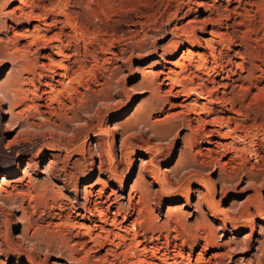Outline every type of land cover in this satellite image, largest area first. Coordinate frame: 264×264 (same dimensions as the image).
Listing matches in <instances>:
<instances>
[{
    "label": "rangeland",
    "instance_id": "obj_1",
    "mask_svg": "<svg viewBox=\"0 0 264 264\" xmlns=\"http://www.w3.org/2000/svg\"><path fill=\"white\" fill-rule=\"evenodd\" d=\"M154 1L144 6L142 11L145 14L142 15V23L137 28L131 25L133 24L131 21L136 18L131 15L132 13L129 14V23L126 22V25L129 26L127 28L132 33L129 32L127 36L119 33L118 39H111L109 45H105V51L100 48L91 29L87 31L89 37L87 33L82 34V32L68 28L67 31L71 32L72 37L75 38L74 41L72 40L71 49L69 48L70 56L67 55L68 58L64 56L66 61L63 57L60 59V61L62 60L60 63L62 72L67 75L65 76L66 80L64 77V83H60L61 86L57 84V89H48V94L44 95L42 102L37 98L40 95L39 91L36 92L40 78L38 73L42 70L29 74L31 71L30 63L37 61L35 58H38V53L41 50H34L33 55L32 53L26 55L29 56L28 61L26 60L28 57L23 58L28 64L23 62L22 58H20L21 62L19 60L17 63H4L0 59V186L3 185L2 188L0 187V264H94V262L96 264L97 259H94V257H96L97 252L105 254L110 250L111 252L117 250L115 255L112 256V260L115 259V261L118 260L117 263H121L125 259L118 252H125L127 248H132L129 245L133 244L137 231L135 244L139 240L148 246L166 242L164 235L167 233L171 236L169 237L173 244H181L184 240L185 246L188 248L186 251L193 254L194 261L198 257H202V261H205L204 264H264V158H257L256 153H254L258 150L260 155L264 156V129L262 131V126L261 128L260 126L258 128L254 126L248 131L249 134L247 133L249 137L245 134L247 136L245 139H228L226 142L233 145L229 146L225 143L227 147L226 145L220 147L218 151L219 158L229 157L233 159V164L221 166L214 154L212 155L203 149L208 146V138L204 136L203 131L201 133L202 128L196 131L192 126L197 125L195 121H203V118L212 112V105L207 103L208 106L205 109L208 111L202 108L204 113L198 110L199 108L194 102L195 98L199 97L196 96L195 87L199 88L198 84L200 87L209 85L208 82L215 77L213 68L217 65V59L213 56L193 59L191 55H187L184 61L181 60L178 68L179 73L183 69V74H176V77L170 82L165 81V84L170 83L174 87L182 84L181 89L178 87V91L180 90L182 94L179 92L177 94V90L172 94L169 91L171 87L166 88L157 72L165 64L164 58L178 60L189 49L188 46L177 49L174 45H171V39L173 40L171 29L176 25L180 26L181 22L185 23L188 18L196 15L198 9L196 5H193L194 12L188 13L184 19H180L181 12L178 14L179 18H173V16L170 17L169 13L171 14V10L176 4L166 3L167 0ZM198 1L207 2L211 0ZM124 2L125 0H115L113 2V7L117 11V13L115 11L116 14L113 18L117 17L115 15H118L119 8L122 7ZM260 8V10L257 7L252 8L251 16L253 15V17L248 20L251 23L246 22L243 30L249 31L252 29V31H255L251 32V35L254 33L251 37H254L255 40H253L251 47L246 50L249 55H247V59L250 67L256 64L257 69L260 68L262 71L256 69L254 75H250V77L249 74H245L247 78H244V87L248 90H245V88L240 90L238 86L240 82L234 81V89L229 88L226 95L233 96L236 90H240L241 93L245 90V95L242 94V99H245H237L236 105L233 106L231 102L226 103V100L224 101L226 95L220 93L223 98L221 104L219 102L214 103L213 108L225 117L224 120L231 121L236 117L239 121L241 118V121H264V115L261 112L264 111L262 104L264 101V5ZM66 10V7L63 10L60 8L59 11L57 9L53 13L57 14L59 12L60 15H63V11ZM169 18L171 21H169ZM135 28L138 32H135L137 31ZM76 32L78 36L82 34L80 37H83L75 36ZM199 35L204 36V34ZM85 36H88L87 40ZM260 36L261 38H259ZM76 38L79 39V43L76 42ZM80 39L82 41L86 40L88 43L84 42L85 48L96 51V54L93 56L87 54L88 49L82 47L83 42ZM257 41L259 42L256 43ZM93 46L96 49L92 48ZM79 48L82 51L80 52L81 55L76 52L78 55L75 56L74 51L76 49L79 51ZM222 48L223 54L224 52L226 54L227 49ZM260 53H263V55ZM250 54H252V57H250ZM259 55L261 56L259 57ZM73 59H76V62ZM188 60H191L192 64L189 62L191 66L188 65ZM197 60H200V63L203 60L205 63L203 62L201 65ZM184 62L189 67H187L188 70L184 67ZM19 64H25L24 68ZM62 64L65 66L63 67ZM207 67L209 70L206 69ZM15 73H24L25 82L23 81L21 83L23 85L20 84L19 89L13 92L14 89H8L7 84L11 82ZM43 73L49 74L48 71ZM259 75L261 78L258 77ZM190 77L194 78L195 82L192 79L189 82ZM195 77H199L201 80ZM26 78L28 80H25ZM46 78L43 77L41 80L45 82ZM68 79H71L72 82ZM177 79L180 84H177L179 83L176 81ZM181 79L183 82L186 79L187 81L185 80L184 83L187 84L188 88L194 87V90L193 88H191L192 90L187 87L183 88L184 84L180 81ZM251 80H253V83ZM261 88L263 89L261 90ZM58 89L61 92H58ZM184 90H186V94H183ZM187 90L195 93H189ZM23 91L25 94L28 93V98L23 95ZM51 93L55 94L52 95ZM187 94L192 95L187 96ZM185 95L188 97V107L181 115L175 107L173 108L172 104L177 103L179 98L184 99ZM24 98H27V100ZM78 98L79 101L81 100L80 102H78ZM13 102L19 103V108L16 109L22 112L21 117L19 116L16 119H13L10 113L11 103ZM34 102L36 105H34ZM45 103H48V105ZM72 103H74V106ZM228 103L231 104L228 105ZM258 103L262 105L261 108ZM27 105L30 106L27 108ZM54 106L56 107L54 108ZM250 107L252 110H250ZM234 108L246 110L245 113L249 114L250 118L245 117V113L242 115L236 114L237 112L232 111ZM192 110L196 111L193 112ZM53 111L54 113L58 112L59 115H57L58 113H51ZM197 112H200V114ZM228 116L232 119H228ZM237 119L232 121H238ZM9 123L14 125L7 128L6 125ZM200 135H202V138ZM241 142L244 144H241ZM238 148L244 152L241 153ZM236 151L241 154H237ZM14 180H18V185L13 182ZM89 184H97L96 190L104 189L107 194L113 193L112 198L115 199L118 205L122 204L123 206L124 215L122 214L123 217H120L122 220L126 217L128 223L136 220L137 223L140 221L139 224L141 225L135 230H132L133 226L130 227L131 229H123L122 231L114 229L113 234L105 231L106 229L100 225L102 222L99 223L100 219L97 215L91 220L86 219L89 227L87 230L86 228L83 230L80 228L81 230H79L78 227L72 225L70 228V224L66 223L68 222L66 215L71 212L70 207L72 205L74 207L72 209H75L77 203L83 204L87 201V198H91L93 202L94 200H100L98 191L93 194L86 192L85 187ZM131 196L134 199L130 198ZM130 200H134L136 206L134 210L130 209ZM145 205L146 207L148 205V207L145 208ZM139 207L142 209L144 207V210ZM58 213L62 215L63 222H59L62 224L57 223L56 214ZM176 222L181 223V225ZM128 223L125 226H129ZM92 227L95 229H92ZM71 230H74V232ZM102 230L105 231V234ZM185 230L189 231L185 232ZM83 231L86 233L92 231L91 234L87 233L86 238L90 241L93 239L91 244L98 246L99 249L84 243V239L79 235L86 234ZM98 232L101 235L96 234ZM178 234H181L180 239L176 240L175 235ZM106 235L109 237H106ZM116 235L118 236L116 237ZM114 237L116 238L114 239ZM102 238H108L114 243L107 242V239ZM123 238L128 240L125 239L124 241ZM110 242L113 244L112 247L107 244ZM115 243L117 245L120 243L119 245L122 247L119 245L118 247ZM217 243H226L228 246V254L223 259L212 255L224 251L223 247L219 246L220 249L218 248ZM81 246L85 248H81ZM118 256L122 261H119Z\"/></svg>",
    "mask_w": 264,
    "mask_h": 264
},
{
    "label": "bare ground",
    "instance_id": "obj_2",
    "mask_svg": "<svg viewBox=\"0 0 264 264\" xmlns=\"http://www.w3.org/2000/svg\"><path fill=\"white\" fill-rule=\"evenodd\" d=\"M115 0H0V59L2 60V62H21V59L23 60V58L29 59V56H26L30 53H32V55L35 53V51H40V53H38V58H35V60L37 59V61H33L32 64L30 63V67H31V71L29 72H38V70H42V72H39V86L36 87V92L39 91L40 95L37 97L38 99H40V102L43 101L44 99V95L48 94V89H57L56 85L63 82V79L65 76H67L66 74L64 75L60 66V59L64 56L69 55L70 56V49H71V43L72 40L75 38L72 37L71 32L67 31L68 28H72L75 29L78 32H82V34L87 33L88 34V30L91 29L94 38L97 39V43H99L100 48L105 47V45H107L108 43H110L109 41L111 39L117 38V36L119 35V33L124 34L125 36H127V34L130 32V30H128L127 27H129L128 25H126V22L129 23V14L133 15V17H135L136 19L133 22V24H131L134 27H138V25L140 23H142V15L145 14L143 13V8L145 5L150 4L155 2L154 0H125L124 3H122V7H120L118 15L116 18H113L114 14L117 13L116 9H114V2ZM164 1V0H163ZM162 2V1H161ZM170 2L171 4H176L175 6H173V9L171 10V14L169 13L170 17L173 16V18L178 17L179 12H181L182 16L180 17V19H184L185 16L187 17V14L190 12H194V6H197V14L194 15L193 17L188 18V20L184 23L181 22L180 26L176 25L175 23V27L172 30L173 32V40L171 39V45H174V47H176L177 49H181L182 47H186L188 46L189 49H187V51L185 52V54H182V56L180 57V59L178 60H173V59H167L164 58L165 64L163 65V67L160 68V70L157 72L159 77L162 79V82L164 83V85H166V88L168 87V89L170 88V92L173 94L175 92V90H177V94L178 92L180 93L181 91L178 89L181 87V85H176L174 87L170 85V83L165 84V81L170 82L171 80H173L174 77H176V74H181L183 71V69L180 71L181 73H179L178 68L180 67V63L181 60L187 56V55H191L192 58H196L198 57H211L213 56V58L215 57L217 60V65H215L216 67L213 68V74L215 77H213V79L208 82L209 85L208 86H204V87H200V85L196 84L199 88L195 87V92H197L195 101L197 106H198V110L202 111L206 110L205 107L208 106L207 103H211L210 105H212L211 108V113L208 114L205 118H203V121H195L197 122V125H193L192 127L194 128V130L196 129V131H199L200 128H202L201 133L203 131V134L205 137L208 138L207 141V147L203 148L205 149L206 152L210 153V154H214L215 158L220 162L221 166L227 165V164H231L233 159L224 156L225 158H219V154L218 151L220 150L221 146L226 145L230 143V142H226L228 141V139H233V140H237L238 138H242L245 139L247 136L249 137V133L248 131L253 128L254 126H261L262 131L264 129V121H258V120H254V121H239L236 117L233 118L237 119L238 121H232L234 119H232L231 117V121L229 120H224V116L220 115V112L215 110L213 108V104L214 103H220L222 101V96H220V93H222V95H226V93L228 92L229 88H233L234 85V81H238L240 82V84L238 85L240 87V90L245 88V90L248 88L244 87V78H247V76L245 77V74H249L250 75H254L256 69H257V65L253 64L252 67H250V64L248 62L247 59V49L251 47V45L253 44V39L254 37H251V32H255L252 31V29H250L249 31L243 30V27L245 26L246 22H250L248 21L250 17H253V15L251 16V10L253 7H257L258 10H260V6L264 5V0H211V1H207V2H203V1H198V0H167L166 3ZM165 3V2H162ZM168 5V4H167ZM166 6V4H165ZM171 6V5H170ZM187 6V8H185ZM65 7L67 8L66 11H63L64 14L60 15V13L58 12L53 13L54 10L58 11L60 10V8L65 9ZM71 7V8H69ZM151 7V6H150ZM118 8V7H117ZM146 8V7H145ZM149 9V8H148ZM256 10V9H254ZM116 11V13H115ZM61 12V11H60ZM61 12V13H63ZM157 12V11H156ZM158 13V12H157ZM168 13V11H167ZM168 15V14H167ZM191 15V14H190ZM145 17V16H144ZM257 17V16H254ZM168 18V17H167ZM172 18V19H173ZM179 18V17H178ZM177 19V18H176ZM132 20V19H131ZM251 20L253 21V19L251 18ZM169 21L170 18H169ZM174 21V20H173ZM185 21V20H182ZM251 23V22H250ZM248 24V23H247ZM251 25V24H248ZM140 26V25H139ZM247 26V25H246ZM255 26V24H254ZM253 26V27H254ZM242 27V28H241ZM135 28V29H136ZM250 28V27H248ZM137 30V29H136ZM255 30V29H253ZM133 31V29H132ZM257 31V30H256ZM75 32V31H74ZM134 32V31H133ZM135 32H138L135 31ZM132 33V32H130ZM204 34V36H200L199 34ZM257 33V32H256ZM260 33V32H259ZM80 34V33H79ZM80 34V35H82ZM78 36L77 32L75 33V36ZM80 35L78 37H80ZM89 35V34H88ZM259 35V34H258ZM256 36V35H255ZM83 36H81L80 38H82ZM86 40L88 38V36H85ZM90 37V35H89ZM93 38V39H94ZM119 38V37H118ZM117 38V39H118ZM121 38V37H120ZM261 38V36L259 37ZM77 39V38H76ZM85 39V38H84ZM90 39V38H89ZM79 39H77L76 42H80L78 41ZM82 41V39H80ZM85 40V41H86ZM95 40V39H94ZM93 40V41H94ZM74 41V40H73ZM84 40L82 47L85 48V42ZM91 41V40H89ZM260 42H262L261 40H259ZM259 41H257L256 43H258ZM81 42V43H82ZM85 42V43H84ZM75 43V42H74ZM88 43V42H87ZM95 43V41H94ZM116 43V42H115ZM77 44V43H76ZM255 44V41H254ZM260 44V43H259ZM93 45V43L91 44V46ZM109 45V44H108ZM170 45V44H169ZM170 45V46H171ZM256 45V44H255ZM264 45V44H263ZM262 45V46H263ZM73 46V45H72ZM77 46V45H76ZM90 46V47H91ZM258 46V44H257ZM260 46V45H259ZM78 47V46H77ZM95 46H93L92 48H94ZM225 47L227 49V53L223 54V48ZM253 47V46H252ZM264 47V46H263ZM70 48V49H69ZM256 48V47H255ZM258 48V47H257ZM88 49V48H85ZM96 49V48H94ZM106 49V47H105ZM105 49L103 51H105ZM176 49V51H177ZM252 49V48H251ZM35 50V51H34ZM100 50V49H99ZM102 50V49H101ZM225 50V49H224ZM34 51V53H33ZM260 51V50H259ZM258 51V52H259ZM73 52V51H72ZM75 56H76V52L80 53L82 52L79 48L76 49L75 51ZM86 52V51H84ZM254 53L256 51H253ZM252 52V53H253ZM263 52V51H262ZM87 54L90 55H94L96 54V51H91L88 49V51L86 52ZM98 53V52H97ZM251 53V52H250ZM37 54V53H36ZM164 54V53H163ZM259 54V53H258ZM261 54V53H260ZM72 55V54H71ZM78 55V54H77ZM81 55V53H80ZM79 55V58L81 57ZM86 55V54H84ZM89 55V56H90ZM167 55V54H165ZM252 54H250V57ZM256 55V54H255ZM263 55V53L261 54ZM259 55V57L261 56ZM26 56V57H25ZM35 56V55H34ZM73 56V55H72ZM71 56V57H72ZM83 56V55H82ZM249 56V55H248ZM69 57V58H71ZM74 57V56H73ZM85 57V56H84ZM87 57V56H86ZM91 57V56H90ZM68 58V56H67ZM77 58V57H76ZM205 58V60H206ZM255 58V57H254ZM258 58V57H256ZM189 59V56H188ZM192 59V62H193ZM34 60V59H33ZM71 60V59H70ZM76 60V59H75ZM73 59V61H75ZM187 60V59H186ZM204 60V59H203ZM201 60V62L203 63L204 61ZM213 60V59H212ZM252 60V59H251ZM263 60V59H262ZM28 61V60H27ZM30 61V60H29ZM32 61V60H31ZM64 61H66L64 59ZM68 61V60H67ZM88 61V60H87ZM97 61V60H96ZM191 61V60H190ZM188 60V65L189 62ZM200 63V60H197ZM196 61V62H197ZM250 61V60H249ZM254 62V60H252ZM259 61V59H258ZM23 62H25L23 60ZM70 62V61H69ZM72 62V61H71ZM76 62V61H75ZM187 62V61H186ZM195 62V61H194ZM197 62V63H198ZM215 62V61H213ZM251 62V61H250ZM263 62V61H262ZM14 63V64H15ZM26 63V62H25ZM68 63V62H67ZM73 63V62H72ZM191 63V62H190ZM202 63H200L202 65ZM205 63V62H204ZM209 63V62H208ZM261 63V62H260ZM264 63V62H263ZM23 64V63H22ZM21 64V65H22ZM28 64V63H26ZM75 64V63H74ZM73 64V65H74ZM183 64V63H182ZM186 63L184 62V67H188L187 65H185ZM192 64V63H191ZM194 64V63H193ZM212 64V63H211ZM16 65V64H15ZM20 65V64H19ZM20 65V66H21ZM25 65V64H24ZM22 65V67L24 66ZM63 65V64H62ZM78 65V64H77ZM199 65V66H201ZM208 65V64H207ZM28 66V65H27ZM65 65H63L64 67ZM72 66V65H71ZM191 66V65H189ZM198 67V65H196ZM204 66V65H203ZM202 66V67H203ZM262 66V65H261ZM17 67V66H16ZM62 67V68H63ZM70 67V65H69ZM76 67V66H75ZM78 67V66H77ZM88 67V66H87ZM205 67V66H204ZM210 67V65H209ZM213 67V66H212ZM19 68V67H18ZM24 68V67H23ZM27 68V67H26ZM66 68V67H65ZM64 68V69H65ZM68 68V66H67ZM71 68V67H70ZM182 68V67H181ZM180 68V69H181ZM189 68V67H188ZM187 68V70H188ZM20 69V68H19ZM69 69V68H68ZM73 69V68H72ZM79 69V67H78ZM199 69V68H198ZM197 69V70H198ZM208 69V67L206 68ZM24 70V69H21ZM71 70V69H70ZM186 70V72H187ZM209 70V69H208ZM261 69H257V71H260ZM20 71V70H19ZM25 71V70H24ZM29 71V70H28ZM44 71H48L49 74L47 73L44 74ZM75 71V70H74ZM73 71V72H74ZM76 71L78 72V70L76 69ZM75 71V72H76ZM81 71V70H79ZM205 71V70H204ZM262 71V70H261ZM26 72V71H25ZM72 72V73H73ZM76 72V73H77ZM202 72V69H201ZM210 72V71H209ZM156 73V72H155ZM192 73V72H190ZM196 73V72H195ZM206 73V72H204ZM211 73V72H210ZM263 73V72H262ZM78 74V73H77ZM76 74V75H77ZM183 74V73H182ZM187 74V73H186ZM209 74V73H208ZM207 74V75H208ZM261 74V73H260ZM264 74V73H263ZM262 74V75H263ZM33 75V74H32ZM74 75V74H73ZM157 75V76H158ZM198 75V74H197ZM206 75V74H205ZM212 75V74H211ZM30 76V75H29ZM35 76V75H34ZM75 76V75H74ZM181 76V75H180ZM196 76V75H195ZM204 76V75H203ZM210 76V75H209ZM33 77V76H32ZM38 77V76H37ZM43 77H47L46 81L43 82L41 79ZM189 77V76H188ZM211 77V76H210ZM257 77V76H255ZM260 77V75L258 76ZM257 77V78H258ZM264 77V76H263ZM24 73H15L11 79V82L7 84L8 89L13 88V92L17 89H19V85L24 81ZM69 78V77H68ZM74 78V77H72ZM71 78V79H72ZM159 78V79H160ZM180 78V77H178ZM186 78V77H184ZM196 78V77H195ZM199 77H197L196 79H198ZM261 78V77H260ZM36 79V78H35ZM68 79V80H71ZM75 79V78H74ZM176 79V78H175ZM183 79V77H182ZM182 79L180 81H182ZM187 79V78H186ZM185 79V80H186ZM190 79H192L191 77L189 78V82L191 81ZM200 79V78H199ZM198 79V80H199ZM203 79V78H202ZM209 79V78H207ZM25 80H28L27 78ZM31 80V79H30ZM66 80V77H65ZM184 80V82H186ZM194 80V78L192 79ZM201 80V79H200ZM204 80V79H203ZM210 80V79H209ZM35 81V80H34ZM38 81V80H37ZM74 81V80H73ZM178 81V79L176 80ZM175 80L174 82L177 83ZM253 80H251L252 82ZM256 81V80H255ZM258 81V80H257ZM25 82V81H24ZM30 82V81H29ZM33 82V81H31ZM70 82V81H69ZM72 82V80H71ZM161 82V84H163ZM179 82V81H178ZM183 82V81H182ZM184 84V87H187V84ZM195 82V80H194ZM194 82H192V84H194ZM198 82V81H197ZM203 82V81H201ZM206 82V81H205ZM64 83V82H63ZM62 83V84H63ZM253 83V82H252ZM29 84V83H28ZM33 84V83H32ZM35 84V83H34ZM177 84H180L177 83ZM201 84V83H200ZM23 85V84H21ZM27 85V83H26ZM31 85V84H29ZM163 85V86H164ZM190 84L188 83V86ZM204 85V83H203ZM236 85V84H235ZM247 85V84H246ZM61 86V85H60ZM64 86V85H62ZM236 86V87H238ZM248 86V85H247ZM256 86V85H254ZM179 87V88H178ZM191 87V86H190ZM258 87V86H256ZM34 88V87H33ZM188 88V87H187ZM194 90V87H191ZM188 88V89H191ZM250 88V87H249ZM90 89V88H89ZM181 89V88H180ZM234 89V88H233ZM233 89L231 90V92L233 91ZM239 89V88H238ZM258 89V88H257ZM263 88H261L262 90ZM22 90H26V89H22ZM31 90V89H30ZM33 90V89H32ZM183 90V89H182ZM192 90V89H191ZM236 90V92L233 94V96H228L226 95L224 97V101L226 100L227 102H231L234 105H236V100L238 99H242V94L244 93V91L241 93V91ZM264 90V89H263ZM21 91V90H20ZM35 91V89H34ZM55 91V90H54ZM58 92L60 91L59 89L57 90ZM90 91V90H88ZM186 90L183 91V94L185 93ZM189 91V90H187ZM26 92V91H25ZM51 92V91H49ZM57 92V94H58ZM61 92V91H60ZM168 92V91H167ZM191 91H189L190 93ZM194 92V93H195ZM231 92L229 93L231 95ZM248 92V91H246ZM260 92V91H259ZM17 93V92H16ZM15 93V94H16ZM22 93V92H21ZM24 93V91H23ZM22 93V94H23ZM33 93V92H32ZM35 93V92H34ZM38 93V92H37ZM169 93V92H168ZM187 93V92H186ZM185 93V94H186ZM192 94L193 91L191 92ZM249 93V92H248ZM263 93V92H262ZM14 94V96H15ZM28 93H24L23 95L27 97ZM52 94V93H51ZM55 94V93H53ZM52 94V95H53ZM56 94V95H57ZM63 94V93H62ZM71 94V93H70ZM166 94V93H165ZM176 94V93H175ZM182 94V93H180ZM179 94V96H181ZM191 94V95H192ZM253 94V93H252ZM264 94V93H263ZM35 95V94H34ZM33 95V96H34ZM190 94H187V96ZM190 95V96H191ZM194 95V96H195ZM245 95V93H244ZM17 96V94H16ZM29 96V95H28ZM175 96V95H174ZM178 96V98H179ZM183 96V95H182ZM186 95L182 98H179V100H177V103L172 104L173 108L175 107V109L178 111V113H182L184 112V110H186V107H188V97ZM248 96V94H247ZM245 96V97H247ZM253 96V95H252ZM36 97V96H35ZM52 97V96H51ZM56 97V96H55ZM17 98V97H16ZM28 98V97H27ZM27 98L25 100H27ZM46 98V97H45ZM50 98V97H49ZM60 98V96H59ZM254 98V97H253ZM256 98V97H255ZM47 99V98H46ZM53 100V97L51 98ZM55 99V98H54ZM191 99V98H190ZM245 99V98H244ZM242 99V100H244ZM249 99V98H248ZM258 99V98H257ZM17 100V99H16ZM34 100V99H33ZM50 100V99H48ZM60 100V99H59ZM58 100V101H59ZM62 100V99H61ZM73 100V99H72ZM76 100V99H75ZM78 102L79 98L77 99ZM237 100V101H238ZM255 100V99H254ZM35 101V100H34ZM38 101V100H37ZM51 101V100H50ZM54 101V100H53ZM57 101V100H56ZM64 101V100H63ZM191 101V100H190ZM252 101V100H251ZM256 101V100H255ZM258 101V100H257ZM52 102V101H51ZM60 102V101H59ZM62 102V101H61ZM75 102V101H72ZM194 102H192L194 104ZM262 102V101H261ZM264 102V101H263ZM262 102L263 106L264 103ZM53 103V102H52ZM57 103V102H56ZM223 103V102H222ZM225 103V104H226ZM231 103H228L231 104ZM19 103H11V107H10V113L13 116V119H16L17 117H21L22 112L21 110L18 111V109H16L18 107ZM38 104V103H37ZM40 104V103H39ZM46 104V103H45ZM62 106L63 103H61ZM66 104V103H65ZM191 104V102H190ZM192 104V105H193ZM224 104V105H225ZM242 104V103H241ZM244 104V101H243ZM256 104V102H255ZM259 104V103H258ZM34 105H36V103L34 102ZM48 105V103L46 104ZM72 105L74 106V103H72ZM76 105V104H75ZM245 105V104H244ZM249 105V104H248ZM253 105V104H252ZM30 105H27V108ZM171 106V107H172ZM227 106V105H225ZM232 106V105H230ZM229 106V107H230ZM242 106V105H241ZM246 106V105H245ZM250 106V105H249ZM248 106V107H249ZM262 107V105L259 104V107ZM31 107L35 108V106ZM37 107H39L37 105ZM40 107H42L40 105ZM44 107V106H43ZM50 107V106H49ZM53 107V106H52ZM51 107V108H52ZM56 106H54L55 108ZM69 107V106H68ZM191 107V106H190ZM216 107V106H215ZM221 107H223L221 105ZM253 107V106H252ZM260 107V108H261ZM19 108V107H18ZM59 108V105H58ZM61 108V107H60ZM77 108V107H76ZM74 108V109H76ZM194 108V107H193ZM203 108V110H202ZM246 108V107H245ZM244 108V109H245ZM251 108V107H250ZM248 108V109H250ZM264 108V107H263ZM57 109V108H56ZM62 109V108H61ZM71 109V107H70ZM69 109V110H70ZM190 109V108H189ZM197 109V108H194ZM208 109V108H207ZM233 109V107H232ZM247 109V110H248ZM255 109V108H254ZM37 110V108H36ZM40 110V108H39ZM38 110V111H39ZM47 110V109H46ZM52 110V109H51ZM50 110V111H51ZM228 110V109H227ZM231 110V109H230ZM229 110V111H230ZM252 110V108L250 109ZM248 110V111H250ZM260 110V109H259ZM258 110V112H259ZM262 110V109H261ZM57 111V110H55ZM190 111V110H188ZM193 112L196 110H192ZM191 111V113H192ZM208 111V110H206ZM234 112H237L236 114H244L246 112V110L244 111L242 108L241 109H236L234 108V110H232ZM256 111V110H255ZM24 112V111H23ZM262 114L264 115V111H261ZM260 112V113H261ZM44 113V112H43ZM47 113V111H46ZM53 114H57L58 112H51ZM200 114V112H197ZM204 113V112H203ZM207 114V112H205ZM226 113V112H225ZM233 113V112H232ZM50 114V112H49ZM52 114V116H53ZM174 114V113H173ZM176 114V113H175ZM185 114V113H183ZM188 114V113H186ZM190 114V112H189ZM234 114V113H233ZM235 114V116H236ZM51 115V114H50ZM59 115V113L57 114ZM182 115V114H181ZM196 115V112H195ZM205 115V114H204ZM245 117L250 118V116H248L246 113L244 114ZM247 115V116H246ZM253 115V114H252ZM256 115V114H255ZM43 116V114H42ZM177 116V115H175ZM200 116V115H198ZM227 116V115H226ZM261 116V115H260ZM48 117H50L48 115ZM47 117V118H48ZM178 117V116H177ZM252 117V116H251ZM254 117V116H253ZM257 117V116H256ZM259 117V116H258ZM264 117V116H263ZM201 118V117H200ZM227 118V117H226ZM228 116V119H230ZM46 119V117H45ZM199 118L197 117V120ZM240 119V118H239ZM254 119V118H252ZM263 119V118H262ZM202 120V119H201ZM215 120V121H213ZM224 120V121H221ZM243 120H245V118H243ZM249 120V119H248ZM251 120V119H250ZM193 121V122H194ZM161 122V121H160ZM192 122V121H191ZM194 122V123H195ZM250 122V123H248ZM193 123V124H194ZM36 124V123H35ZM191 124V123H190ZM13 123H9L6 125L7 128H10L11 126H13ZM29 125V124H28ZM34 125V124H33ZM190 126V125H189ZM29 127V126H28ZM257 128H255L256 130H258ZM12 129V128H11ZM254 130V129H253ZM23 131V130H22ZM252 132V131H251ZM256 132V131H255ZM264 132V131H263ZM21 133V132H20ZM197 133V132H196ZM200 133V132H199ZM198 133V134H199ZM248 133V134H247ZM253 133V132H252ZM202 134V135H203ZM247 134V136L245 135ZM202 135L201 138H202ZM252 136H254V134H252ZM204 138V137H203ZM206 138V139H207ZM250 139V138H249ZM253 139V137H252ZM239 141V140H238ZM232 142V141H231ZM245 142V140H244ZM255 142V141H254ZM227 143V144H225ZM233 143V142H232ZM243 142H241L242 144ZM246 143V142H245ZM252 143V142H250ZM244 144V143H243ZM194 145V144H193ZM229 145V144H228ZM233 145V144H231ZM229 145V146H231ZM249 145V144H248ZM247 146V145H246ZM258 146V145H257ZM264 146V145H263ZM214 147V148H212ZM225 147V146H224ZM223 147V148H224ZM236 147V145H235ZM235 147H233L235 149ZM250 148V147H249ZM217 149V150H216ZM230 149H232L230 147ZM248 149V148H247ZM195 150V149H194ZM198 150V149H197ZM223 150V149H222ZM221 150V151H222ZM225 150V149H224ZM227 150V148H226ZM239 150V148H238ZM250 150V149H248ZM229 151V150H227ZM235 151V150H233ZM242 152V150H239ZM256 151V150H255ZM201 152V151H200ZM225 152V151H224ZM237 154L239 153L238 151H236ZM252 152V151H251ZM197 153H199L197 151ZM229 153V152H228ZM239 153V154H241ZM256 153V157H262V159L264 158L263 155H260V151H256L254 152ZM253 153V154H254ZM205 154V153H204ZM225 154V153H224ZM236 154V155H237ZM203 155V154H201ZM234 155V154H233ZM207 156V155H206ZM211 156V155H210ZM223 156V153H222ZM220 156V157H222ZM241 156V155H240ZM209 157V156H208ZM213 157V156H212ZM237 157V156H236ZM239 157V156H238ZM213 159V158H212ZM237 159V158H236ZM261 159V158H260ZM226 160V161H225ZM214 161V160H213ZM216 161V160H215ZM225 161V162H223ZM238 161V160H237ZM55 163V162H54ZM218 164V165H220ZM233 164V163H232ZM227 168V166H225ZM224 167V168H225ZM51 168H52V164H51ZM223 168V167H221ZM53 169V168H52ZM70 176V175H69ZM71 177V176H70ZM160 180V179H159ZM13 182L16 183V185H18V180H14ZM18 182V183H17ZM158 182V181H157ZM159 184V183H158ZM3 185H1L0 187L2 188ZM22 186V185H21ZM18 187V186H17ZM98 187L97 184H89L88 186L85 187L86 192H88L89 194H93L94 192L96 193V191H98L100 194V200L99 201H92L91 198H87V201H85V203L80 204L77 203V205L75 206V209L73 205L71 208V212L68 213L66 215V219H68V224H70V228L71 225L78 227L79 230H83L84 228H86V230L89 228L88 227V223L86 221L87 218H89L90 220L93 217H97V215L99 216V223L102 222V226H104V229H106L105 231L108 232H112L114 229L115 230H119L122 231L123 229H129L131 226H133L134 228H132V230L138 228L141 224L140 221L139 223H137L136 220L130 221L129 223L127 222L128 218L126 219V217H124L122 220L120 217H123V206L122 204H117L115 199L112 198V194H107L104 189H99L96 190V188ZM0 188V189H1ZM26 189V188H24ZM20 190V189H19ZM147 190V189H145ZM22 191V190H21ZM60 191V190H59ZM148 192V191H145ZM143 194V193H142ZM95 196V195H94ZM97 196V195H96ZM140 196V195H139ZM148 196V195H147ZM130 198H133L132 196ZM134 199V198H133ZM97 200V199H96ZM144 200V199H143ZM131 201V200H130ZM147 201V200H145ZM137 202V201H136ZM211 202V201H210ZM147 203V202H146ZM106 204V205H105ZM139 204V203H138ZM148 204V203H147ZM214 204H216L214 202ZM61 206H63L61 204ZM67 206V205H66ZM138 206V205H137ZM130 209L134 210L135 203L134 200L131 201L130 204ZM142 207V206H141ZM139 207V208H141ZM145 208L146 205L144 206ZM141 208V210H144ZM150 207V206H149ZM215 213V212H214ZM218 213V212H217ZM123 214V215H122ZM140 214V213H139ZM142 214V213H141ZM140 214V215H141ZM138 215V212H137ZM55 216V215H54ZM144 216V214H143ZM218 216V215H217ZM138 217V216H137ZM136 217V218H137ZM55 218V217H54ZM220 218V216H219ZM56 219H57V223L59 222H63V218L61 213L56 214ZM65 219V218H64ZM65 219V220H66ZM64 220V221H65ZM141 220V219H140ZM144 220V218H143ZM151 220V219H150ZM67 221V220H66ZM179 221V220H178ZM224 221V220H223ZM144 222V221H143ZM65 223V224H66ZM91 223V222H90ZM129 226H125V225ZM142 223V222H141ZM147 223V222H146ZM171 223V222H170ZM178 225H181V223ZM236 223V222H235ZM234 223V224H235ZM62 224V223H59ZM67 224V225H68ZM139 224V225H138ZM143 224V223H142ZM154 224V223H153ZM162 224V223H161ZM164 224V223H163ZM166 224V222H165ZM164 224V225H165ZM175 224V223H174ZM56 225V223H55ZM96 225V224H95ZM148 225V223H147ZM58 226V224H57ZM65 226V225H64ZM99 226V225H98ZM236 226V225H235ZM74 227V228H75ZM95 227V226H94ZM158 227V226H157ZM156 227V228H157ZM182 227V226H181ZM184 227V226H183ZM69 228V229H70ZM81 228V229H80ZM91 228V227H90ZM92 229H95L92 227ZM98 229V228H97ZM96 229V230H97ZM103 229V228H102ZM131 229V228H130ZM140 229V228H139ZM142 229V228H141ZM158 229V228H157ZM78 230V229H77ZM85 230V231H86ZM90 230V229H89ZM175 230V228H174ZM179 230V229H178ZM74 232V230H71ZM104 231V232H105ZM129 231V230H127ZM177 231V230H175ZM187 230H185L186 232ZM189 231V230H188ZM187 231V232H188ZM79 233V231H77ZM84 232V231H83ZM89 232V231H88ZM87 232V233H88ZM92 232V231H91ZM91 232H89L91 234ZM101 232V230H100ZM103 232V230H102ZM103 232V233H104ZM134 232V231H133ZM141 232V231H140ZM161 232V230H160ZM163 232V231H162ZM182 232V231H181ZM180 232V233H181ZM81 233V232H80ZM86 233V232H84ZM86 234H79L81 235L82 239H84V243L86 245L92 246L93 244H91V241L93 239L88 240L86 237ZM107 233V232H106ZM113 233V232H112ZM118 233V232H117ZM120 233V232H119ZM127 233V232H126ZM138 234V231L136 232ZM76 234V233H75ZM89 234V235H90ZM94 234V233H93ZM96 234H99L96 233ZM105 234V233H104ZM110 234V233H109ZM108 234V235H109ZM114 234V233H113ZM123 234V233H122ZM129 234V233H128ZM137 234L135 235L137 238ZM143 234V233H142ZM175 234V233H174ZM101 235V234H99ZM98 235V237H100ZM106 235V237L108 236ZM134 235V234H132ZM140 235V233H139ZM144 235V234H143ZM181 235V234H180ZM180 235L178 234L177 236L175 235V239H180ZM206 235V234H205ZM209 235V234H207ZM211 235V234H210ZM76 236V235H74ZM92 236V235H90ZM111 238V234L109 235ZM108 236V237H109ZM118 235H116L117 237ZM120 236L121 233H120ZM154 236V235H153ZM157 236V235H156ZM170 235L167 233L166 235H164V238L166 239V242H161L160 244H154L153 246H148V245H144L142 243L141 240L138 241V243H134V240H137L136 238L133 239V244H128L129 247H132L130 250L128 249V251L125 252H121L119 251L118 254L119 255H123L124 257V262L121 263H117V261L112 260L113 259V255H115V252L117 250H114L111 252L108 251L105 254H99L100 252H97L96 257H94V259L96 258L97 262L96 264H204L205 261H202V257H198L195 261L193 258V254L191 252H187L186 246H185V241L183 240L181 244L178 243H172L173 241H170ZM173 236V235H172ZM204 236V235H203ZM213 236V235H212ZM78 237V234H77ZM97 237V236H96ZM103 237V236H102ZM114 237V239L116 238ZM123 237H125V235H123ZM127 237V236H126ZM152 237V236H151ZM182 237V236H181ZM208 237V236H207ZM206 237V238H207ZM210 237V236H209ZM90 238V237H89ZM95 238V237H92ZM128 238V237H127ZM145 238V236H144ZM149 238V237H148ZM155 238H159V237H155ZM184 238V237H183ZM205 238V237H204ZM80 239V238H79ZM78 239V240H79ZM98 239V238H97ZM101 240V238H99ZM104 239V238H102ZM109 241H111L108 238H105ZM104 239V240H105ZM126 239V238H125ZM125 239L123 238V240L125 241ZM130 239V238H129ZM154 239V238H153ZM173 239V238H172ZM66 240V239H65ZM75 240V239H74ZM77 240V241H78ZM96 240V239H95ZM99 240V241H100ZM128 239H126L127 241ZM131 240V239H130ZM146 240V239H145ZM148 240V239H147ZM205 240V239H203ZM210 240V239H209ZM80 241V240H79ZM97 241V240H96ZM116 241V240H114ZM206 241V240H205ZM214 241V240H213ZM93 242V241H92ZM103 242V240H102ZM106 242V241H105ZM113 242V241H111ZM107 243L113 245L112 243ZM118 242V241H117ZM136 242V241H135ZM177 242V241H176ZM76 243V241H75ZM79 243V242H78ZM95 243V242H94ZM114 243V242H113ZM123 243V242H122ZM126 243V242H125ZM131 243V242H130ZM151 243V242H150ZM156 243V242H155ZM187 243V242H186ZM216 243V242H215ZM77 244V243H76ZM83 244V243H82ZM97 244H99L97 242ZM96 244V245H97ZM116 244V243H115ZM114 244V246H115ZM120 244V243H119ZM118 244V245H119ZM212 244V243H210ZM218 244V243H217ZM81 245V244H80ZM102 245V244H101ZM117 245V244H116ZM117 245V246H118ZM128 245H126L128 247ZM193 245V244H192ZM214 245V243H213ZM74 246V245H73ZM79 246V245H78ZM100 246V244H99ZM120 247H122L121 245H119ZM118 246V247H119ZM191 246V245H190ZM207 246V245H206ZM219 246L223 247L224 251L220 252V253H216L215 255L212 254L215 257L220 258H224L225 256H227L228 254V246L226 243H222V244H218V248ZM85 248L84 246H81V248ZM98 248V246H94L93 248ZM102 248V246H100ZM105 247V246H103ZM112 247V246H111ZM91 248V247H90ZM207 248V247H206ZM205 248V249H206ZM89 249V248H87ZM92 249V248H91ZM113 249V248H111ZM120 249V248H119ZM220 249V248H219ZM85 250V249H84ZM103 250V249H102ZM108 250V249H107ZM202 250V249H201ZM207 250V249H206ZM204 250V251H206ZM95 251V250H94ZM93 251V252H94ZM89 252V251H88ZM92 253V251H91ZM133 253V254H132ZM146 253V254H145ZM117 255V254H116ZM199 256V254H198ZM112 257V258H111ZM116 257V256H115ZM211 257V256H210ZM214 257V258H215ZM118 259H120V257H117ZM122 258V259H123ZM213 258V257H212ZM77 259V258H76ZM210 259V258H209ZM73 260V259H72ZM205 260V259H204ZM211 260V259H210ZM95 261V260H94ZM119 261H122L121 259ZM202 261V262H201ZM93 262V261H92ZM211 262V261H210ZM215 263V262H214ZM95 264V262H94ZM209 264V263H208ZM211 264V263H210ZM218 264V263H216Z\"/></svg>",
    "mask_w": 264,
    "mask_h": 264
}]
</instances>
